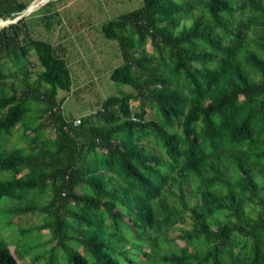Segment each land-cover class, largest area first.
Returning <instances> with one entry per match:
<instances>
[{
	"label": "trees",
	"instance_id": "obj_1",
	"mask_svg": "<svg viewBox=\"0 0 264 264\" xmlns=\"http://www.w3.org/2000/svg\"><path fill=\"white\" fill-rule=\"evenodd\" d=\"M26 8L0 0V20ZM25 30L0 29V140L39 123L0 152V264H264V0H142L109 20L110 79L133 90L76 125L67 62Z\"/></svg>",
	"mask_w": 264,
	"mask_h": 264
},
{
	"label": "rangeland",
	"instance_id": "obj_2",
	"mask_svg": "<svg viewBox=\"0 0 264 264\" xmlns=\"http://www.w3.org/2000/svg\"><path fill=\"white\" fill-rule=\"evenodd\" d=\"M27 4V10L34 5L33 11L25 16L22 12L15 14V18L22 17L26 24L23 31L27 37L50 43L55 54L64 58L71 76L70 90L58 91V99L63 98L61 109L68 118L80 119L94 113L101 107L102 102L111 95L132 92L127 85L115 83L110 79L113 69L124 63L116 41L107 39L101 32L102 25L116 16L132 11L142 5V0H22ZM238 1V0H236ZM235 3V2H233ZM235 7L236 4H233ZM198 9L190 10L181 20L177 32L189 28L195 19L203 18ZM239 12L235 13L238 17ZM11 18L3 19L9 20ZM238 19V18H237ZM2 20V19H1ZM11 23L0 24V29ZM25 36V35H24ZM260 54V53H258ZM28 65L32 73L30 83L36 79L42 68L39 66L34 51H30ZM10 65V64H8ZM5 73H14L13 86L16 91L24 88L22 76L14 68H4ZM11 80L9 85L11 87ZM35 112H31L32 117ZM39 123H28V128L17 124L13 132L0 140L2 150H17L20 156L27 147L29 136L33 135L32 128ZM42 137H52V130L42 131ZM26 151V150H25ZM193 184L189 180L186 185L188 201L191 205L197 202L193 195ZM23 219H26L23 216ZM39 221V220H38ZM38 221H36L38 223ZM36 223V224H37ZM178 234L174 229L169 236ZM34 243L46 242L49 234L42 232ZM50 244H46L47 249ZM15 247L10 246L13 250ZM148 248V243L145 245ZM25 260L29 261L26 256Z\"/></svg>",
	"mask_w": 264,
	"mask_h": 264
},
{
	"label": "water",
	"instance_id": "obj_3",
	"mask_svg": "<svg viewBox=\"0 0 264 264\" xmlns=\"http://www.w3.org/2000/svg\"><path fill=\"white\" fill-rule=\"evenodd\" d=\"M28 12H29V11H28L27 9H25L24 11H22L21 14H22V16H25L26 14H29ZM21 18H22V17H20V18L18 17V18H15V19H13V20H12V19H9V20H5V21H9V23L12 24V23H16V22H17L18 20H20ZM0 21H4V20H0Z\"/></svg>",
	"mask_w": 264,
	"mask_h": 264
},
{
	"label": "bare ground",
	"instance_id": "obj_4",
	"mask_svg": "<svg viewBox=\"0 0 264 264\" xmlns=\"http://www.w3.org/2000/svg\"><path fill=\"white\" fill-rule=\"evenodd\" d=\"M34 5H31L30 6V8L28 9V11H29L28 13H30L31 11H33V9H31V7L34 6ZM7 23H9V21H0V24H7Z\"/></svg>",
	"mask_w": 264,
	"mask_h": 264
},
{
	"label": "built area",
	"instance_id": "obj_5",
	"mask_svg": "<svg viewBox=\"0 0 264 264\" xmlns=\"http://www.w3.org/2000/svg\"><path fill=\"white\" fill-rule=\"evenodd\" d=\"M79 122H80L79 119H77V120L75 121V125L78 124Z\"/></svg>",
	"mask_w": 264,
	"mask_h": 264
},
{
	"label": "crops",
	"instance_id": "obj_6",
	"mask_svg": "<svg viewBox=\"0 0 264 264\" xmlns=\"http://www.w3.org/2000/svg\"><path fill=\"white\" fill-rule=\"evenodd\" d=\"M35 6V5H34ZM34 6L31 7V9H34Z\"/></svg>",
	"mask_w": 264,
	"mask_h": 264
}]
</instances>
